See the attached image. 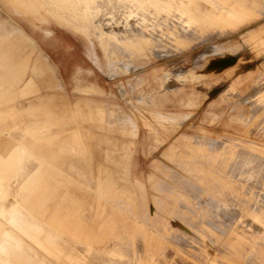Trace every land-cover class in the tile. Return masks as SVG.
<instances>
[{
	"label": "rangeland",
	"instance_id": "rangeland-1",
	"mask_svg": "<svg viewBox=\"0 0 264 264\" xmlns=\"http://www.w3.org/2000/svg\"><path fill=\"white\" fill-rule=\"evenodd\" d=\"M28 1L33 14L0 0L15 26L0 16L1 42L11 51L17 46L15 61L24 58L41 70L28 97L63 122L53 128L59 138L51 148L60 151V197L67 191L79 204L83 233H106L94 248L110 251L115 235L130 233L138 264H173L176 251L185 264H208L205 251L214 264H264V232L246 231L247 241L232 243L233 230H246L243 221L254 217L255 206L264 220L257 197L264 194V0ZM20 34L27 40L16 43ZM199 64L211 74L182 87L185 70L190 80ZM173 73L178 84L167 85ZM91 87L102 94L77 91ZM75 110L96 120H75ZM111 110L126 120L110 117ZM152 114L169 118L163 122L170 134ZM23 121L28 127L35 120L25 115ZM79 129L92 136L72 138ZM154 130L166 140L156 148ZM181 137L189 147L164 156ZM15 140L0 142V155ZM123 143L132 145L123 152ZM37 146L35 157L48 154L45 138ZM38 158L26 159L24 172L47 160ZM64 177L71 183H62ZM99 187H108L110 196L102 197ZM105 221L113 227L102 229ZM82 254L98 264L94 254Z\"/></svg>",
	"mask_w": 264,
	"mask_h": 264
},
{
	"label": "crops",
	"instance_id": "crops-1",
	"mask_svg": "<svg viewBox=\"0 0 264 264\" xmlns=\"http://www.w3.org/2000/svg\"><path fill=\"white\" fill-rule=\"evenodd\" d=\"M6 1L2 0L3 3ZM8 2L12 4L15 11L22 14H33V6L28 0H8ZM37 13L42 14L41 11ZM0 16L5 19L1 11ZM5 20L9 25L15 27L9 19L6 18ZM18 39L27 40L24 35L17 38L16 43L21 41ZM8 44H10L9 41ZM13 51L9 46L2 44L0 38V142L10 144L12 136L17 138L11 150L4 156L0 155V264H92L86 262L85 255L82 253L94 254L95 257L93 258L98 264H117V261H120L121 264H138L133 255L134 252L131 251L134 243H132L130 233L124 237L119 234L115 235L113 237L115 242H113L110 251L95 249V244L100 245L103 243L107 236L106 233L99 235L83 233L84 221L76 217L82 211L78 206L79 204L67 191L60 197V169L56 161L60 156V151L57 154L51 151V148L58 143L59 138L58 134H53V128H60V126H63V122L51 111L35 106L32 100L29 99L28 96L34 93L32 91L35 85L33 74L40 68L35 64L29 65L28 60L24 58L21 61H15L12 53L15 56L17 55V46H13ZM199 65L195 68L192 67V71H195L196 74L189 77L190 80L187 79L189 72L185 70L186 82L182 87L187 84H198L211 74L212 71L205 64ZM178 78L180 79L178 74L173 73L168 77L167 85L170 83L178 84ZM77 91L90 94L101 93L94 87L78 89ZM262 96L264 97V94ZM42 98H44L42 94H37L35 99L40 101ZM99 112L101 113L99 121H102L103 111ZM25 115L32 116L35 120L28 127L23 126ZM38 116H42V119L35 118ZM109 116L126 120L124 115L115 114L113 110L109 112ZM72 117L75 120L80 119L82 121L96 120L89 111L80 113V111L75 110ZM152 118L156 120L157 125L163 132L171 133L170 128L163 122L167 117L152 114ZM181 123L182 121L176 124L180 125ZM25 136L31 137L33 142L25 143ZM84 136L90 137L92 133L86 131L83 134L79 129L73 131L71 135L72 138H83ZM153 137L155 148L162 146L166 141L157 130L153 131ZM40 138H45L48 154L42 156L36 153L38 155L35 157L34 151H38L37 144ZM187 142L186 138H177L168 147L167 151L163 152V155L167 156L168 152H177L180 146L188 148L190 143ZM214 142L220 144V141L215 140ZM127 145L130 146L132 143L121 144L120 150L127 151ZM248 145L253 146L252 144ZM116 148V146H113L112 149L105 151L107 160L112 159V151ZM70 150H75L73 144H71ZM38 156L45 157L47 160L42 162L38 160L37 169L24 172L23 166L26 159H36ZM61 181L65 184L71 183V180L66 177ZM17 189L20 190L19 193L13 192ZM98 190L102 197L110 196L108 187L103 189L99 187ZM257 197L258 202L263 207L264 194L257 193ZM69 204L74 207H69ZM99 206L100 203H98ZM254 208V217L243 221L245 226L240 225L246 230L241 229L239 231V228L233 230L232 234L235 238H233L232 243L240 244L243 243V240L247 241L244 236L247 233L246 231L258 229L257 232H264V220L259 217L261 208L258 209L256 206ZM103 212L104 209L97 211L99 215ZM222 212H227V210L223 208L217 211L221 214ZM227 214L231 218H235L238 211L234 210ZM77 219L78 222L76 223ZM252 222H256L260 226L258 227L256 224H254L256 226H253ZM112 227L108 221H105L104 225L101 226L104 230ZM239 232L243 234H239ZM121 246H125L126 249L130 250L122 251L120 250ZM102 254L106 255V259L101 261L97 255L102 256ZM204 255L208 256V264L215 263L214 259L210 258L209 251H205ZM187 261L182 253L176 251L172 263L185 264Z\"/></svg>",
	"mask_w": 264,
	"mask_h": 264
},
{
	"label": "bare ground",
	"instance_id": "bare-ground-1",
	"mask_svg": "<svg viewBox=\"0 0 264 264\" xmlns=\"http://www.w3.org/2000/svg\"><path fill=\"white\" fill-rule=\"evenodd\" d=\"M94 2V1H93ZM62 3V2H61ZM114 3V2H113ZM116 7V6H115ZM90 8V7H89ZM78 11V10H77ZM68 12V11H67ZM81 13V12H80ZM63 14V13H62ZM83 15V14H82ZM82 17V16H81ZM114 22V21H113ZM132 23V22H131ZM130 24V23H129ZM132 27V26H131ZM207 41V40H206ZM123 54V53H122ZM86 133V132H85ZM77 138V137H76ZM250 163V162H249ZM257 166V165H256ZM260 167V166H259ZM24 171V170H23ZM252 171V170H251ZM264 173V172H263ZM21 174V173H20ZM27 174V173H26ZM22 176V175H21ZM258 178V177H257Z\"/></svg>",
	"mask_w": 264,
	"mask_h": 264
}]
</instances>
